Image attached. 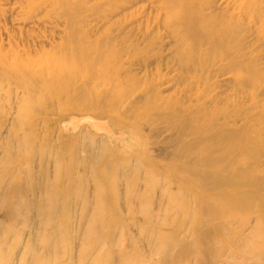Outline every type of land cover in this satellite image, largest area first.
<instances>
[{
	"label": "rangeland",
	"instance_id": "1",
	"mask_svg": "<svg viewBox=\"0 0 264 264\" xmlns=\"http://www.w3.org/2000/svg\"><path fill=\"white\" fill-rule=\"evenodd\" d=\"M67 1L70 6L76 5L75 3H80L81 6L71 14L66 6L61 4L62 0H0V58L8 69L12 65L19 66L16 62L26 67L31 59L35 63L37 60L47 61L46 57L58 56L59 50L64 49L66 40L71 38L74 41L83 39L85 44H93L97 40L107 42L111 35L118 36L122 32L140 41L139 50L124 52L122 55V73L134 76L136 82L141 84L134 90L130 89L129 81L124 85V88L128 87L126 95H129L123 103L124 106L122 105V110H125L129 100L142 98L144 95L142 88L148 85L153 88L152 92H156L158 97L165 99L164 101H174L175 106L185 107L186 110L201 103L207 104L210 109L227 105L228 112H235L237 115V120L230 121L228 126L231 132L257 136L256 134L264 127V0H255V10L241 7V0H210L212 9H217L216 13L219 11L218 14L224 12L226 17L233 16L231 24L238 27L241 36L240 59L249 62L256 72V75L250 76V84H244L240 80V75L246 73L244 69L218 72L221 61L211 62L200 69L184 71L173 60V52L177 48L187 50L190 47L187 44L181 45V41H178L163 24L166 14L160 0ZM129 42L130 40L126 43ZM207 47L209 42L200 40L192 51L199 57V52ZM48 64H51L50 61L45 67ZM36 68L38 66L34 65L33 69ZM88 71V67L83 65L82 72ZM152 71L155 74H152ZM20 72L23 74L24 71L21 69ZM5 75L0 78V173H4V169L8 172L15 167L16 156L20 152L25 155L31 147L33 150L42 151L46 158L33 159L31 175L27 171V159L23 158L21 162L23 171L20 174L24 184L23 197L42 200L44 192H32L29 185L31 182L36 186H43L48 182L57 184L53 160L49 154L56 151L60 141L65 138L60 133L66 126L70 129L71 122L63 118L74 110L61 108L57 102L49 101L47 93L50 88L46 83H42L39 79L41 76L38 79L36 77L31 80H20L21 74L12 75L6 71ZM237 104H240L238 110ZM47 109L51 111L46 113ZM122 116L138 123L144 138L148 139L145 144L137 145L131 139L133 134L121 129L110 116H101L97 111L90 110L77 114L78 121L77 119L74 121L78 125L76 131L72 129L67 131L68 137H77L76 165L73 169L74 186L69 196L73 203L71 209L73 212L69 218H65L71 222L73 240L67 236L57 246L54 245L55 239H51L50 252L44 250L42 238L45 232H39V220L33 210L25 227L20 221H11L13 232L22 230V235L17 239L13 233H6L3 225L0 226L2 238L0 264H137L138 262L133 259L137 249L142 252L146 264H264V205L260 202L264 199V146L259 152L257 186L252 185L248 188L252 195L246 201L245 208L233 214L228 223L222 222L220 218L206 220L191 215L184 226L178 227L174 238L172 237L170 252L154 251L147 233L141 235L137 225L132 223L123 229L121 224L123 221L118 223L112 241L107 242L109 244L106 245L102 238L95 242L96 232L109 227V224L103 227L100 222L97 226L90 224L91 215L98 203L105 212L111 205V193L104 174L110 175L114 172L117 176L118 205L125 216L130 203L127 192L131 190L142 193L147 179L144 162L138 164L137 158H129V155L141 149L150 152L158 165H155L157 170L153 177L148 179V184L156 188L165 185L162 168L166 165L172 166L176 161L168 155L174 147H178L168 139L171 130H167L157 121L147 122L128 114L126 117ZM221 120L222 117L218 119ZM118 135L121 136L119 141L116 140ZM260 137L264 139V131L260 133ZM188 140L185 143L187 147L196 148V141L193 138ZM68 159L69 155L63 160L65 166L69 163ZM189 160L181 157L179 165L185 167L190 165L192 168L194 163ZM4 165L6 167H3ZM138 166L142 169L137 171ZM43 168L47 170L46 174L43 173ZM190 174L197 184L213 186L209 183L207 173L191 169ZM95 175L103 184L102 198L98 194ZM29 176H32L31 180ZM8 177L6 176L0 183V192L4 191L6 187L4 182L9 179ZM133 177L137 178L135 184ZM66 179L63 177L62 181L67 183L69 180ZM176 188L175 182L172 189ZM225 190L230 191V188H224ZM55 191L52 192L50 200L44 201L43 204H51L57 207V210H61L62 200ZM175 198L161 195L160 190H157L152 192L149 202L155 212L171 221L182 216V209L177 204L179 197ZM131 203L136 207V201L132 200ZM26 208L22 206L21 211L24 212ZM204 214L203 209L199 215L203 217ZM90 230L91 234H87ZM29 232L33 235L25 252ZM5 234L8 235L4 236ZM122 252L129 253L132 259L125 260ZM82 259L83 263L80 262Z\"/></svg>",
	"mask_w": 264,
	"mask_h": 264
},
{
	"label": "bare ground",
	"instance_id": "2",
	"mask_svg": "<svg viewBox=\"0 0 264 264\" xmlns=\"http://www.w3.org/2000/svg\"><path fill=\"white\" fill-rule=\"evenodd\" d=\"M160 1L166 14V20L163 24L166 25V28L178 41H181V45L187 44L190 47L187 50L177 48L173 52V60L184 71L188 72L193 69H200L201 67L208 66L211 62L221 61L218 66L219 70L216 69L218 72L224 73L230 70L238 71L244 69L246 73L240 75V80L244 84H250V76L253 77V75H256V72L248 64L249 62H244L240 59L241 36L238 27L231 24V17L233 16L228 15L229 17H226L224 12L218 14L219 11L216 13V8L212 9L210 0ZM78 2H81V0H78ZM241 2V7L244 6V9L255 10V0H241ZM62 3L71 14L81 6L80 3H75L76 5L70 6L67 0H62ZM71 39L66 40L64 49L59 50L58 56L46 57L47 61L37 60L35 63L32 59H29L30 64L26 67H23L20 62H16L19 66L12 65L8 69L4 61L0 58V78L5 75L6 71L12 75H16L17 73L21 74L20 80H31V78L36 79V77L38 79L41 76L39 79L50 88V91L47 93L49 101H53V103L57 102L61 108L74 110L73 113L67 114L63 118L65 121L69 119V122H71L70 129L73 131H76L78 127L77 123H74L77 119V114L87 113L90 110L97 111L101 116H110V119L119 125L121 129H125L133 134V136L131 135L132 137L130 136L132 141L141 146L148 139L144 138L138 123L136 124L130 121L128 117L124 118L122 116L124 115L126 117L128 114L130 117L134 115L139 120L145 119L147 122L153 120L154 122L162 123L167 130H171L170 137L168 138L169 141L178 146L174 147L172 152L168 154L176 161H174L172 166L166 165L162 168L164 171L163 180H165V185L159 186L158 188L149 186L148 184V179L153 177L155 170H157L155 169V165H158L157 161L150 155V152L141 149L135 150L134 153L129 155V158H137L138 164H142L141 161L144 162L143 165L145 164L147 173L145 177L147 179L145 180V190L142 193L127 190L130 203L127 207V215L125 214V216L118 205L117 176L114 175V172L110 175L108 173L104 174V178L106 177L108 180L107 187L111 193V205L109 210L105 212L101 204L98 203L95 211L91 215L90 224L97 226L100 222V225L103 227H106L107 224H109V227L102 228V231L96 232L95 239H97L95 242L102 238L106 245L109 244L107 242L112 241L118 223L123 221L121 223L123 224V229H126L132 223L137 225L141 235L147 233L151 238L150 244L154 251L170 252V246L173 241L172 237L174 238L178 227L181 225L184 226L183 224L188 218H191V215L194 218L201 217L206 220L220 218L222 222L228 223L233 214H237V211L245 208L246 201L252 195L248 188L252 185L257 186L259 152L264 146V139L260 137V133L264 131V127L256 134L258 137L231 132L228 126L230 125V121L237 120V115L235 112H228L227 105L210 109L207 104L201 103L198 106H191L186 110L185 107L175 106L174 101H164L165 99L158 97L156 92H152L153 88L148 85L142 88V92L144 93L142 98L129 100L125 110H122V105L124 106L123 103L128 99L127 97L129 95H126L128 87L124 88V85L129 81L130 89L133 90L141 85L139 82H136L134 76L128 73H122V55L124 52L139 50V39L131 38V35L122 32L118 36L111 35L107 39V42L97 40L93 44H85L83 39H76L77 41ZM128 40L130 42L126 43ZM200 40L208 41L209 47L201 50L199 57H196L192 50L196 48L197 42ZM31 55L33 56L32 53ZM48 61L51 64L45 67ZM34 65H37L38 68L33 69ZM83 65L88 67L89 71L87 73L82 72ZM21 69L24 71L23 74L21 73L22 71L20 72ZM152 74L155 73L152 71ZM239 108L240 104H237L236 109L238 110ZM45 111L49 113L51 109ZM152 115L154 116L152 117ZM220 117H222V120L218 121ZM106 123H108L107 119ZM35 125L34 123V129ZM68 127L63 128L60 133L65 138L60 141L58 149L49 154V157L53 160L54 177L55 180L57 179V184L48 182L43 186H36L31 182L29 185V189L32 192H44V198L42 200L35 198L25 199L23 197L24 184L20 179V174L23 171L21 162L27 159V171L31 175L33 159L35 157L42 160L46 158L42 151L33 150L31 147L30 150L26 151V157H24V153L20 152L16 156L17 163L15 167L12 170H8V172L4 169V173H0V183L6 179V176H9V179L4 182L6 185L4 191L0 192V226L3 225L6 233H13L17 239L22 235V230L13 232L14 228L11 221H20L25 227L26 221H28L34 210L39 220V232H45L42 238L43 249L49 252L52 248L50 246L51 239H55L54 245L58 246L59 242L61 244L63 238L69 236V239L73 240L74 236V234L71 235V222L65 218H69L73 212L71 210L73 203L69 196L74 186L73 169L76 165L75 145L77 137L67 136V131L70 130ZM61 135H59V139ZM120 137L118 135L116 140L119 141ZM190 138H193L197 143L194 149L188 148L185 144ZM68 155L69 163L65 166L63 160ZM181 157L190 159L194 163V166L192 168L190 165L186 167L180 166L179 158ZM3 167L6 166L4 165ZM136 169L138 171L142 168L138 166ZM191 169L205 174L207 173L210 178L209 183L213 185L211 186L212 188L206 187L204 184H197L196 180L190 177ZM42 171L46 174L47 170L43 168ZM29 177L31 180L32 176ZM63 177L69 181L64 183L62 181ZM133 182L134 184L137 183V178ZM175 182L177 183V188L172 189V185ZM95 184L98 194L102 198L101 191H103V184L97 175H95ZM224 188H230V191H224ZM54 190L61 197V210H57V207L55 208L51 204H43L44 201L50 200ZM157 190H160L161 195H168L170 198L176 199L175 197H179V202L177 203L179 206H177L182 209L181 218L170 221L166 216H162L153 210L154 208L150 204L149 198L152 192L154 193ZM132 200L136 201V207L131 203ZM260 202L264 205V199L260 200ZM22 206L27 207L24 212L21 211ZM202 208L205 210L203 217L199 215L203 210ZM90 232L91 230L87 234H91ZM32 235V232L28 233L26 248H24L25 252L29 248ZM0 241H2L1 236ZM1 251L2 248L0 245V257ZM122 254L125 260L132 259L129 253L122 252ZM35 259L37 258L35 257ZM133 259L138 262L137 264H146L144 262L145 258L139 249L134 252ZM96 261L97 258L94 259V262ZM80 262L83 263V259Z\"/></svg>",
	"mask_w": 264,
	"mask_h": 264
}]
</instances>
